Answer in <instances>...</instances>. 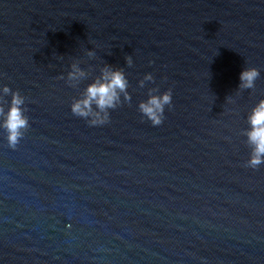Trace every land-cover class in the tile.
<instances>
[{
    "label": "water",
    "instance_id": "obj_1",
    "mask_svg": "<svg viewBox=\"0 0 264 264\" xmlns=\"http://www.w3.org/2000/svg\"><path fill=\"white\" fill-rule=\"evenodd\" d=\"M106 65L131 99L89 126L70 106ZM245 68L260 77L239 91ZM4 86L30 127L15 150L0 128V264H264V164L245 166L244 136L264 0H0ZM152 88L172 90L156 127L138 110Z\"/></svg>",
    "mask_w": 264,
    "mask_h": 264
},
{
    "label": "clouds",
    "instance_id": "obj_2",
    "mask_svg": "<svg viewBox=\"0 0 264 264\" xmlns=\"http://www.w3.org/2000/svg\"><path fill=\"white\" fill-rule=\"evenodd\" d=\"M89 58L94 57L93 51H88ZM128 67L132 66L131 57H127ZM88 77V73L82 70L79 63L71 64V70L67 73L66 83L69 87L76 88L79 83ZM260 77V72L256 68H245L239 76V91L255 88V81ZM59 79H65L64 76ZM145 82H154L151 74H147L139 82L143 88ZM129 82L122 69L113 70L105 66L99 77L89 84L80 93L79 98H74L70 109L71 113L84 119L89 126H103L110 122L109 110H115L121 105V97L124 102L130 101L131 97L127 91ZM158 88L149 89L148 99L140 102L138 110L143 117L151 122L153 127L160 126L164 120L165 106H172V90L168 89L163 94L156 95ZM10 96L9 101L5 97ZM26 98L19 91H12L9 87L2 88L0 94V128L7 133L8 147L15 150L20 140L27 132L29 119L25 115L27 108L24 107ZM8 104L7 111L4 105ZM249 128L245 130L244 136L250 148V157L246 162V167L256 170L264 164V99H261L247 116Z\"/></svg>",
    "mask_w": 264,
    "mask_h": 264
}]
</instances>
